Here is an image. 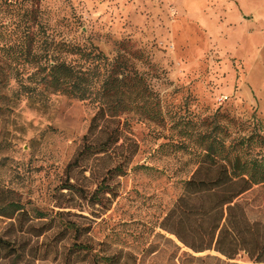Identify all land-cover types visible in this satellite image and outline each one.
Returning <instances> with one entry per match:
<instances>
[{
    "label": "rangeland",
    "instance_id": "1",
    "mask_svg": "<svg viewBox=\"0 0 264 264\" xmlns=\"http://www.w3.org/2000/svg\"><path fill=\"white\" fill-rule=\"evenodd\" d=\"M19 1H38L42 22L58 39L96 46L109 58L123 42L140 52L166 119L165 128L129 121L125 138L139 151L124 174L107 178L123 150L73 165L97 113L95 103L62 95L41 103L14 80L0 84V208L16 203L27 218L37 216L25 222L35 227L29 242L12 235L27 244L23 264H252L245 253L230 260L214 250L194 252L162 223L196 160L169 144L171 137L179 139L184 129L196 132L217 111L229 132L257 125L264 135V47L239 55L208 0ZM69 179L73 191L63 189ZM103 181L111 192L99 191ZM238 203L264 242V184ZM10 222L0 216V233ZM75 228L81 230L78 241Z\"/></svg>",
    "mask_w": 264,
    "mask_h": 264
},
{
    "label": "trees",
    "instance_id": "2",
    "mask_svg": "<svg viewBox=\"0 0 264 264\" xmlns=\"http://www.w3.org/2000/svg\"><path fill=\"white\" fill-rule=\"evenodd\" d=\"M41 15L38 1L28 5L19 0H0V84L8 86L14 80L26 97L37 96V100L43 99L41 103L53 95L91 100L97 113L73 165L94 155L111 156L123 150L105 177L124 174L139 151L137 143L128 144L125 138L130 133L128 122L137 120L162 128L166 124L154 78L143 65L144 56L132 52L124 42L109 58L96 46L58 39ZM221 118L217 111L204 119L196 132L184 129L179 139L170 138L169 144L196 160L191 175L183 182L182 195L162 227L194 252L214 250L230 260L245 253L252 264H264V242L238 203L245 193L264 184V135L257 125L250 132L236 127V132H229ZM70 181L63 189H75ZM105 182L99 191L106 194L111 190ZM21 209L16 203L0 208V216L11 220L0 233V264H23L27 256L22 238L32 235L35 227L32 223L26 228L25 222H34L37 216L27 218V213L19 212ZM16 227L10 236L8 231ZM66 228L73 227L67 223ZM74 231L78 241L81 230ZM74 245L79 251L89 249L84 244Z\"/></svg>",
    "mask_w": 264,
    "mask_h": 264
},
{
    "label": "crops",
    "instance_id": "3",
    "mask_svg": "<svg viewBox=\"0 0 264 264\" xmlns=\"http://www.w3.org/2000/svg\"><path fill=\"white\" fill-rule=\"evenodd\" d=\"M208 1V5L216 10V23H224L222 35L237 43L239 55H255L264 47V0ZM205 31L209 33L206 26Z\"/></svg>",
    "mask_w": 264,
    "mask_h": 264
}]
</instances>
